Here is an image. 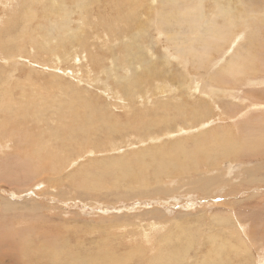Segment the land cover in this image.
Wrapping results in <instances>:
<instances>
[{
	"label": "rangeland",
	"instance_id": "obj_1",
	"mask_svg": "<svg viewBox=\"0 0 264 264\" xmlns=\"http://www.w3.org/2000/svg\"><path fill=\"white\" fill-rule=\"evenodd\" d=\"M0 1L2 2V0ZM37 1H34V3ZM62 1L63 6H65V11H67V7L74 10V25L76 24L79 28L75 18V16L78 18L81 13L78 8V2L75 1L67 5L66 0ZM89 1L91 0L82 1V6ZM251 1L252 0H201V3L198 4L195 0H182L179 3L184 7L183 12L175 10L173 12L174 14L170 11L168 13L165 3H161L159 0L152 1L151 3H143L140 5V9H138V12L141 14V19L150 20L155 26L157 25V27H160L158 24L160 18L162 16L163 18L168 17L167 21L175 27L174 29L173 27L170 29H180L179 44H172V41L167 42L168 35L166 28H160L159 33L156 29H151V31H149L150 33L148 32L149 38H144L142 40V47L139 51L134 48L132 50L123 49L122 51L119 42L114 43V47H112V43H106L105 40L103 47L99 49L95 47L88 48L79 46L76 52H74L72 46H65V48H60V50L57 48L56 50L60 51L62 54H67L69 58L59 62L57 56H52L51 61L58 59L55 61L58 62L54 66V68L56 67L55 69L50 68L48 62H44L46 57H40L39 61L41 62H35L34 64L36 65L30 66L28 63H24V60L17 63L25 65L28 69L36 70V76L27 72L21 79L10 81L11 84H18V82L22 81L25 89L17 85L14 88L15 92L13 89L12 91H5L3 93V100H7L4 104L6 109L0 112V205L1 203H3V205L5 203L4 206L1 205L0 207V264H30L29 259H26L25 262L21 258L18 259V254H16L17 256H11L16 252V250L10 248V240L13 241L14 237V242L16 243L26 242L27 245L28 243L31 245V256L34 257V255L37 254L33 264H48L50 261L49 259L54 260V258L48 257L51 256L52 252L46 256L53 247L56 248L57 254L62 259H67L70 255H82V252L89 257L94 254V257H92L94 259L91 264L100 263L101 260L97 259V256L101 253L100 251L105 249L116 251L114 253L118 254V257H120L117 258L124 261L126 264H165L164 262H168L170 259V264L204 263L205 261L203 262L201 259H205L207 263L212 259L213 261L211 260V264H220L221 262H223V264H264V148L261 149L258 146H254L245 151L246 147L244 143H249L246 136L244 134L242 135V133L237 136L238 138L231 136L233 135V127L238 130L240 127L250 126L255 132H259L261 126H254L255 122L258 123L255 120L256 115L260 116L264 113L263 107H256V105L253 104L256 103L264 106V96L261 97L259 90H257L258 87L264 86V83L261 82V80L264 79V67L262 71L259 69V72H253L255 69L250 71L247 70L248 57L256 56L255 60L258 59L259 62L257 60L255 64L260 66L261 60L258 57H263L262 55H264V0H258V3H256L257 0ZM38 4L39 2L35 3V5ZM98 4L97 2L93 7H96ZM218 4L219 6L217 7ZM16 7L17 6L14 5V8ZM20 7L22 6L20 5ZM82 8L84 14H87L86 7L83 6ZM212 8H216L217 10ZM5 10L6 9H0V12L5 14ZM14 11L13 9V12ZM155 12L157 13L156 15ZM229 12L234 17L231 18L232 21L229 19L231 16ZM235 13L238 16L235 15ZM214 14L215 16L218 14L217 18ZM65 15H67L66 12L61 17H58V22L65 20L67 17H65ZM174 16L179 19L180 22H176ZM2 17H4V15ZM96 18L97 16H94L91 21ZM209 18H211L210 21L216 18L211 21L212 23L215 21V25L216 22L220 23L226 21L230 24L233 22L232 24H234V27H232V24H229L230 27L226 28L225 32L224 29L219 30L220 27H218L217 32L213 34L223 31L222 33L219 32L221 34H210L208 29L215 27V25L209 23ZM184 19L188 21H184ZM196 19L198 20L196 21ZM17 20V17H13V20L10 22H8V20H3V23L4 26L11 23L12 29L14 28L13 30H19L20 28L17 26L15 27V25H17L15 24ZM35 22L36 21L33 20L27 30H34L33 23ZM206 24H210V26ZM57 25L58 24H56V26ZM200 25H202L203 28L201 27V29H199ZM196 27H198L200 31L196 29ZM230 29L232 33L229 32ZM241 29H245L248 32L245 30L241 31ZM96 30L97 29H94V31ZM243 31L245 34L247 32L248 36L247 34L244 35L242 33ZM76 32V34L81 35L80 32ZM233 32L236 33V36ZM204 34L206 36H203ZM222 34L224 35L222 36ZM207 35L210 36L209 38L216 37L217 39V41L216 39L213 41L212 38V41L209 40L213 42L210 48L205 47V41L199 40V37H206L205 39H207ZM243 35L244 37H241ZM249 35L251 38H253L254 35V39H256L253 40L249 38ZM134 36L135 34L123 39L127 42L133 39ZM1 37L0 35V38ZM220 37H222V39ZM243 38H245V41H242ZM250 43L255 44L250 45ZM0 48H2V45H0ZM24 48L29 49L27 43H24ZM90 51L97 55L95 58L96 66L89 64ZM255 52L257 55L255 54L254 56ZM60 55L61 54H59V56ZM75 55L77 56L75 57ZM232 56L237 61H241L240 63L243 62L242 64L246 66L244 74L237 78L239 82L223 81L229 85H222L217 82V80H213L212 84L210 80L212 77L211 75L217 72L219 66L229 61ZM202 58L204 59L202 60ZM151 63H154L153 68L155 70L161 69L164 72V75L162 73L160 76H157L161 81L157 77H151L143 79L144 82L142 81L141 83L138 82L132 85L135 80L128 78L132 98L127 97L129 102H125L126 95H123V91L120 87L121 84L108 75L121 78L120 76L134 74L135 71L145 74L148 72V65ZM255 64L252 65L256 67L257 65ZM44 65L47 66L45 67ZM76 68L81 69L76 70ZM7 69H9V71L11 70L10 67H7ZM9 71L6 70L7 74L4 73V76L7 77ZM84 71L91 76V79L88 78L86 73L84 74ZM247 72L249 76L245 75ZM33 76L34 78L31 79ZM104 80L105 82H103ZM165 84L168 85L166 86ZM162 86L168 89L165 93L164 91L159 92ZM225 88H227V90ZM232 90H241L239 97L233 98L234 100L230 96L234 92ZM248 91H251L253 95L250 96L247 94L246 92ZM229 93L231 94L229 95ZM12 98L14 100L13 102L11 101ZM213 98L218 100L224 98V100L221 101L224 107H216ZM119 99L122 100L120 101ZM9 100L12 103H10ZM109 102L111 104H109ZM160 103H165L164 107H160ZM166 103L172 104L166 105ZM90 104L93 105L94 108L96 107L95 109L97 110H93ZM111 105L113 106L114 112L110 113L109 110H111ZM16 107L20 108L22 111L20 110L16 113ZM85 109L92 110L96 112V114L94 113L95 115L93 116L89 115L88 118ZM104 109L105 111L102 112ZM224 113H227L229 116L224 117L222 115ZM103 116L108 123L118 128L112 127V130H114L110 133L111 137L108 138L103 134L108 133L105 123L104 125L99 124V120L104 122ZM92 117H95L96 121L95 118L93 119ZM20 119L27 125L23 128H12L15 126L10 123L15 120L19 121ZM91 121L92 124H90ZM227 121H229V123ZM6 122H8L7 126L1 125ZM227 124L230 130H227L226 133L231 134L227 136V138L230 139L231 148L228 146L229 144L226 137H221L224 132L220 126ZM91 125H98L100 129L97 130ZM90 127L92 128L89 130ZM205 129L206 131H204ZM212 129H214L212 134L215 135L213 140L210 136L204 137L203 133ZM190 130L193 131L191 132ZM68 131L70 133H68ZM71 132L75 139L72 137ZM184 133L186 135H183ZM63 137L66 140H64ZM67 138L70 143L67 141ZM195 141L201 142L202 146H191L192 142ZM180 142L187 143L189 146L179 149L180 151L174 149L177 148L176 145ZM34 145H36V147H34ZM226 147L229 149L228 153L226 152ZM38 150L41 151L38 152ZM36 151L37 153H32ZM76 151H82V155L80 156L81 153ZM144 152L147 153V155L145 153L146 156H144ZM50 154L53 155L51 156ZM141 155H143L142 158L140 157ZM29 156L30 158H28ZM46 156H48L46 159L49 161H46L47 165L45 164L46 159L44 158L43 160L42 158ZM61 156L64 157L62 160ZM57 157H60V159H57ZM32 158L35 160H32ZM65 158L69 159V161ZM152 158H155L154 161ZM36 159L38 161H44L45 165L42 164L41 161L40 164L43 166L39 165ZM186 159L187 161H184ZM19 160L24 161V163L22 161L20 163ZM50 160L55 162L53 164L54 170L52 171H49L51 167H48L49 164L52 166ZM188 160L191 162H188ZM25 161H27L29 166ZM146 161L148 162L146 163ZM61 162L65 168L62 167L63 165L61 166L62 168L59 167ZM65 162L69 163V166ZM92 162L95 164H92ZM149 162L153 164L152 167ZM12 163L14 164L12 165ZM84 163L87 164L84 165ZM32 164L34 166L36 165L38 169H35ZM56 164L57 166H55ZM180 164H183L182 167ZM10 166L13 168L11 169ZM40 166H42V168H39ZM142 166L149 169H143ZM187 166H189L188 168L190 169L185 168ZM44 167H46L45 171L47 172L43 170ZM66 168L68 171H66ZM76 168L77 171L79 170L77 174L76 171L73 172ZM137 168L140 169L138 170ZM39 169L42 170V172L44 171L42 176V172H39L40 176H37L38 171H40ZM181 169L184 170L182 171ZM82 172L84 173L82 174ZM138 172L140 173L138 174ZM160 172L164 174H160ZM16 173L18 174L17 176L15 175ZM62 173H64V175ZM52 174L54 177L51 176ZM79 174L82 175L80 176ZM141 174H143V176ZM48 175H50V177ZM72 175H75V177ZM33 176L34 180L32 178ZM77 176L81 177L80 181H77L79 180ZM51 177H53L52 180L49 179ZM68 177L70 178L68 179ZM41 178L44 179L41 180ZM57 178H59L58 180L60 182L57 181ZM63 179H66L65 182L67 180L70 181L66 183H72V185H66ZM140 180L144 182V184L141 183ZM27 181L30 183L27 184ZM61 182H64V185ZM124 183L128 186H125ZM79 184L81 186L84 185L86 188L84 186L81 188ZM129 184H131V186ZM30 186H32V190ZM115 186H120L122 189ZM62 188L64 191L61 190ZM83 188L84 190L88 189V192L86 190L84 192ZM74 189H76V191ZM132 189H134V191H132ZM149 190H151V192ZM65 191L68 192V195L66 194L67 192L62 194ZM134 192L136 193L135 195ZM138 192L139 194H137ZM5 201H8V203L6 204ZM14 204L19 209H16ZM22 215L24 216L22 217ZM221 216H224L222 217L223 219ZM176 221L177 223L179 222V226L176 225ZM153 223L160 224L163 228L160 226V228L155 229V232L148 231V228ZM11 225L14 226V228ZM245 225L246 227H244ZM238 229H240V231H238ZM22 230L27 232L23 233ZM231 230H234V232H231ZM21 232L23 234H21ZM182 234L184 235L181 236ZM169 235L170 238L168 237ZM171 235L173 236L172 240ZM175 237L178 238V240ZM29 238H31V241L35 239L33 241L35 243L28 242ZM215 239L217 241L219 240L218 242L216 241V244L221 243L225 249L219 245H216V248L214 245ZM167 242H172L170 243L172 246ZM40 246H42L43 250ZM212 246L214 248H212ZM219 247L220 249L222 248L219 255H217L218 253H213L216 252ZM247 247L250 249L251 253L249 249L247 250ZM4 248L7 249L4 250ZM37 248L40 252L42 251V256H39L41 254ZM45 248H49L50 250ZM163 248H165V250ZM171 248L173 251H170ZM181 248L182 250L184 249L183 252L186 251L187 253L184 252L185 254H183ZM209 248L210 251H212L211 253H209ZM175 249L178 251H176L174 255L173 252H175ZM198 249L199 251H197ZM89 250L94 252L90 254L87 252ZM198 252H200L201 255ZM168 254H171V256ZM177 254H180V256L185 255L183 257L181 256L182 259H179V263L176 262V260L181 257H178ZM188 254L191 258L188 257ZM211 255H216L217 257L215 256L213 259L210 258ZM164 257H167L168 260H164ZM171 257L176 259L173 260ZM196 258L199 260H196ZM43 259L44 261L42 262ZM183 259L184 261L186 260V262H183ZM188 259H190V261ZM207 259L209 261H207ZM13 260L14 262H12ZM118 263L119 261L116 262V264Z\"/></svg>",
	"mask_w": 264,
	"mask_h": 264
},
{
	"label": "bare ground",
	"instance_id": "obj_2",
	"mask_svg": "<svg viewBox=\"0 0 264 264\" xmlns=\"http://www.w3.org/2000/svg\"><path fill=\"white\" fill-rule=\"evenodd\" d=\"M34 1H37V0H2V2L0 1V9H6L5 10V14H3V13H1L0 12V26H1V28H0V35L2 36L1 38H0V45H2V48H0V55H2V56H0V112L2 111V110H5L6 108L4 107V104L6 103V100H3V93L5 92V91H12L17 85H18V87H24V84L22 83V81H20V82H18V84L17 83H15V84H11V82L10 81H14V79H16V80H18V79H21L22 77H24L26 74H27V72H29V73H31V75H35L36 74V70H34V69H28L27 67H25V65H22V64H17V63H20L22 60H24L23 62L24 63H28L30 66L31 65H36V64H34L35 62H41V61H39V58L40 57H46L45 59H44V62H48V64H49V67L50 68H52V69H55L54 68V66L58 63V62H55L56 60H58L59 59V62H61V61H63V59H65V60H67L69 57L67 56V54H62L60 51H58V50H56L57 48H59V50H60V48H65V46H67V47H69V46H72L73 48V51L74 52H76V50L78 49V47L79 46H85V47H88V48H91V47H95V48H102L103 47V44L105 43V40H106V43L107 42H111L112 43V47H114V43H116V42H119V44H120V46H121V48H122V51H123V49H126V50H128V49H138V51H139V49L142 47V40L144 39V38H146V39H148L149 38V31H151V29H156L157 30V32L159 33V30H160V28H166L167 29V35H168V39H167V42H173L172 44H179L180 43V41H179V34H180V29L179 30H171L170 28L171 27H173L172 26V24L171 23H169L168 21H167V18L166 17H164L163 18V16L160 18V20H159V26L160 27H157V25L155 26L150 20H142L141 19V17H140V13L138 12V9H140V5L141 4H143V3H151L152 1H155V0H91V1H89V2H86V4L85 5H83L84 7H86V12H87V14H84V12H83V6H82V1H87V0H66V2H67V5H69L70 3H73V2H75V1H77L78 2V8H79V10L81 11V13L79 14V16H78V18H77V16H75V18H76V22H78L77 23V25L79 26V28H81V29H79L77 26H76V24L74 25V17H73V13H74V10L73 9H69L68 7L66 8L67 9V11H65V6H63V1L62 0H39V1H37V2H35V3H38L39 2V4L38 5H35V3H34ZM161 3H165V5H166V9L168 10V13H169V11L171 12V13H173L175 10H178V11H180V12H183V9H184V7L181 5V3H179L180 1H182V0H159ZM184 1H186V0H184ZM217 1V0H216ZM253 1V0H252ZM251 1V2H252ZM99 3L96 7H93V5L94 4H96V3ZM195 2L196 3H198V4H200L201 3V0H195ZM213 2V1H212ZM69 3V4H68ZM187 3V2H186ZM195 3V4H196ZM217 3V2H216ZM256 3H258V0L256 1ZM14 5H16L17 7L16 8H14ZM20 5L22 6V7H20ZM219 6V4L217 5V7ZM148 7V6H147ZM226 7V6H225ZM224 7V8H225ZM232 8V7H231ZM13 9L15 10L14 12H13ZM37 9V10H36ZM163 9V8H162ZM212 9H214V8H212ZM216 9V8H215ZM214 9V10H215ZM235 9V8H234ZM144 10V9H143ZM191 10V9H190ZM195 10V9H194ZM214 10H211V11H214ZM217 10V9H216ZM223 10V9H222ZM85 11V10H84ZM149 11H150V8H149ZM166 11V10H165ZM224 11V10H223ZM13 12V13H12ZM23 12H24V14H23ZM66 12V14L67 15H65V20H63V21H61V22H58V20H57V18L58 17H61L64 13ZM85 12V13H86ZM200 12V11H199ZM218 12H219V10H218ZM222 12V11H221ZM225 12H226V10H225ZM179 13V12H178ZM230 13V12H229ZM151 14V13H150ZM157 13L155 12V15H156ZM174 14V13H173ZM219 14H221V13H219ZM231 14V13H230ZM4 15V17H2ZM7 15H8V19H7ZM154 15V16H155ZM217 15L218 14H216V16H215V14H214V16L217 18ZM235 15H237L236 13H235ZM94 16H97V18L95 19V20H93V21H91V19L94 17ZM152 16V15H151ZM209 16H210V14H209ZM232 16V17H231ZM231 16H230V18L228 17V16H226V17H228L229 19H231V18H234L233 17V15L231 14ZM238 16V15H237ZM236 16V17H237ZM13 17L14 18H18V20L15 22V24H17V25H15V27L17 26L18 28H20L19 30H13L12 29V26H11V23L9 24V25H5L6 26V28H5V26H4V23H3V20H8V22H10L11 20H13ZM224 17V16H223ZM235 17V18H236ZM248 17V16H247ZM173 18V17H172ZM174 18H175V16H174ZM174 18H173V20H174ZM202 18V17H201ZM212 18V17H211ZM211 18H209V23H212L211 21L212 20H215L214 18L210 21V19ZM225 18V17H224ZM176 19V22H180L179 21V19H177V18H175ZM221 19H223V18H221ZM229 19H228V21H229ZM33 20L34 21H36L35 23H33L34 24V26H33V29L34 30H27V28H28V26L30 27V24L33 22ZM182 20V19H181ZM198 19H196V21H197ZM237 20V19H236ZM167 21V22H166ZM183 21V20H182ZM184 21H188V20H186V19H184ZM231 21H232V19H231ZM199 22V21H198ZM174 23V22H173ZM208 23V22H207ZM214 23H215V21H214ZM214 23H212L213 25H215ZM233 23V22H232ZM231 23V24H232ZM14 24V23H13ZM36 24V25H35ZM56 24H58L57 26H56ZM201 24V23H200ZM202 24H203V22H202ZM229 24L230 23H227L226 21H223V22H220V23H218V22H216V25H215V27H212V28H210V29H208V32L210 33V34H213V33H216L217 32V30H218V27H220V29L219 30H221V29H224V32H225V29L226 28H228V27H230L229 26ZM230 24V25H231ZM148 25V26H147ZM167 25V26H166ZM170 25V26H169ZM204 25V24H203ZM207 25V24H206ZM233 26L232 27H234V24H232ZM236 25V24H235ZM207 26H210V24L209 25H207ZM14 27V26H13ZM31 27H32V25H31ZM201 27L203 28V26L202 25H200V28L199 29H201ZM231 27V28H232ZM237 27V26H236ZM236 27H235V29H236ZM175 27H173V29H174ZM94 29H97L96 31H94ZM196 29H198V27H196ZM198 29V30H199ZM238 30H240V29H238ZM242 30H245V29H241V31ZM76 31H78V32H80L81 33V35H78V34H76L77 32ZM200 31V30H199ZM226 31H228V30H226ZM241 31H239V32H241ZM245 31H247V30H245ZM149 32V33H148ZM219 32H221V31H219ZM218 32V33H219ZM223 32V31H222ZM221 32V33H222ZM229 32H231L232 33V30L230 29V31ZM248 32V31H247ZM247 32H246V34H247ZM213 34V35H219V34H221V33H219V34ZM234 34H235V36H236V33L235 32H233ZM244 35H246L245 33H244V31L242 32ZM133 34H135V36L133 37V39H131L130 41H127V42H125L124 41V39L123 38H125V37H127V36H132ZM207 34V33H206ZM239 34V33H238ZM41 35V36H40ZM106 35H107V38H106ZM224 34H222V36H223ZM244 35L243 36H241V37H244ZM264 35V34H263ZM195 36V35H194ZM203 36H206L205 34L203 35ZM231 37H233L232 35H230ZM238 36V35H237ZM247 36H248V34H247ZM196 37V36H195ZM207 37L209 38L210 36L209 35H207ZM225 37H227V36H225ZM206 38V37H205ZM205 38H201V37H199V40H203V41H205V47L206 48H210L211 46H212V43L213 42H210L209 40H211V38H207V39H205ZM218 38H219V36H218ZM221 39H222V37H220ZM249 38H251V36L249 35ZM194 39H197V38H194ZM214 39H216V37L214 38H212V40L214 41ZM220 39V40H221ZM232 39V38H231ZM242 39V38H241ZM241 39H240V41H241ZM245 38H243V40L242 41H245L244 40ZM247 39V38H246ZM251 39H253V40H255L254 39V35H253V38H251ZM258 39V38H257ZM129 40V39H128ZM211 40V41H212ZM219 40V39H218ZM224 40V39H223ZM252 40V41H253ZM216 41H217V39H216ZM241 41V42H242ZM248 41H249V39H248ZM219 42H221V41H219ZM225 42V41H224ZM240 42V43H241ZM251 42V41H250ZM254 42V41H253ZM24 43H27V47L29 48V49H27V48H24ZM261 43V42H260ZM253 44H255V43H250V45H253ZM257 44V43H256ZM240 45V44H239ZM238 45V46H239ZM243 45V44H242ZM247 46V45H246ZM240 48H242V47H240ZM68 49V48H67ZM244 49V48H243ZM242 49V50H243ZM251 49V48H250ZM111 50L113 51V49L111 48ZM236 50V49H235ZM237 50H238V47H237ZM249 50V49H248ZM252 50V49H251ZM257 50V49H256ZM263 50V49H262ZM192 51V50H191ZM241 51V50H240ZM130 52H132V51H130ZM252 52V51H251ZM261 52V51H260ZM142 53V52H141ZM59 54H61L60 56H59ZM125 54H126V52H125ZM148 54V53H147ZM234 54V53H233ZM232 54V55H233ZM255 54H256V52L254 53V56H255ZM48 55H51V56H48ZM129 55V54H128ZM127 55V56H128ZM203 55V54H202ZM252 55H253V53H252ZM257 55V54H256ZM52 56H57L58 57V59H56V60H52L51 61V58H52ZM77 55H75V57H76ZM89 56H90V65H95L96 66V64H95V58H96V54H94L92 51H90V53H89ZM240 56H242V55H240ZM263 57H264V55H262ZM131 57V56H130ZM202 57V56H201ZM206 57V56H205ZM244 57V56H243ZM242 57V58H243ZM258 57V56H257ZM263 57H261V56H259L258 58H260V60H261V64H260V66L259 65H257V64H255V61H257V60H255L256 59V56L255 57H248V65H247V70L248 71H250V70H252V69H255L253 72H255V71H257V72H259L258 70L260 69L261 71L263 70V67H264V58ZM132 58V57H131ZM140 58V57H139ZM2 59V60H1ZM123 59V58H122ZM204 58H202V60H203ZM127 60V59H126ZM125 60V61H126ZM182 60V59H181ZM185 60V59H184ZM124 61V60H123ZM134 61V60H133ZM137 61V60H136ZM157 61V60H156ZM243 61H245V60H243ZM42 62H43V60H42ZM241 62V61H240ZM239 61H237L233 56L230 58V60L229 61H227V62H225L224 64H222V65H220L219 66V69H218V71L217 72H215V73H213L211 76L213 77H211L210 78V80L212 81V84H213V80H217V82H219V83H221L222 85H229L228 83H225V82H223V81H227V82H236L237 81V78L239 77V76H241V75H243L244 74V69H245V65L244 64H242V63H240ZM258 62H259V60H258ZM140 63V62H139ZM186 63V62H185ZM202 63H204V62H202ZM252 64H255V65H257L256 67H254V65H252ZM6 65H7V67H10L11 68V70L9 71V69H7V67H6ZM39 65V64H38ZM51 65V66H50ZM251 67H250V66ZM43 66V65H42ZM45 66V65H44ZM47 66V65H46ZM45 66V67H46ZM58 66V65H57ZM121 66H123V65H121ZM194 66H195V64H194ZM154 63H151V64H149L148 65V72L147 73H145V74H141V73H139L138 71H135V73L134 74H130V75H124V76H120L121 78H117V77H115V76H113V75H108L109 77H112L114 80H116V81H118L120 84H121V89H122V91H123V95H126L125 97H126V99H125V102H129L128 100H127V97L128 98H132V93H131V89H130V86H129V81H128V78H132V79H134L135 80V82L134 83H132V85L133 84H136V83H141L142 81L144 82V80L143 79H147V78H153V77H157V76H160L162 73H163V75H164V72L161 70V69H157V70H155L154 68ZM48 68V67H47ZM94 68V67H93ZM77 69H81V68H76V70ZM6 70H8L9 71V74H8V76L6 77V76H4L5 74L4 73H6ZM63 72V71H62ZM256 72V73H257ZM72 73H73V71H72ZM87 74V76H88V78L89 79H91V76L87 73V72H85L84 71V74ZM7 74V73H6ZM201 74V73H200ZM254 74V73H253ZM260 74V73H259ZM245 75H248L249 76V73L247 72V73H245ZM36 76V75H35ZM61 76V75H60ZM86 76V77H87ZM5 77V78H4ZM13 77V78H12ZM7 78V79H6ZM32 78H34V76L33 77H31V79ZM157 78H159V77H157ZM174 78V77H173ZM172 78V79H173ZM215 78V79H214ZM89 79H87V80H89ZM160 79V78H159ZM207 79V78H206ZM205 79V80H206ZM29 81V80H28ZM79 81V80H78ZM154 81V80H153ZM160 81H161V79H160ZM196 81V80H195ZM25 82V81H24ZM94 82H95V80H94ZM103 82H105V80L103 81ZM112 82V81H111ZM132 82V81H131ZM152 82V81H151ZM237 82H239V81H237ZM261 82L262 83H264V79H262L261 80ZM10 83V84H9ZM159 83V82H158ZM26 84V83H25ZM53 84V83H52ZM104 84V83H103ZM111 84V83H110ZM144 85V84H143ZM166 86L168 85V84H165ZM37 86V85H36ZM139 86V85H138ZM192 86V85H191ZM217 86H218V84H217ZM101 87V86H100ZM156 87V86H155ZM56 88V87H55ZM197 88V87H196ZM211 88V87H210ZM23 89H25V87L23 88ZM32 89H34V88H32ZM134 89V88H133ZM155 89V88H154ZM153 89V90H154ZM202 89V88H201ZM200 89V90H201ZM207 89V88H206ZM213 89V88H212ZM226 90H227V88H225ZM247 89V88H246ZM168 89L167 88H165L164 86H162V87H160V89H159V92L160 91H164V93L167 91ZM196 90V89H195ZM222 90V89H221ZM248 90V89H247ZM257 90H259V92H260V96L262 97V96H264V86H261V87H258V89ZM125 91V92H124ZM146 91V90H145ZM203 91V90H202ZM208 91H209V89H208ZM232 91H234V90H232ZM240 91L241 90H237V91H234L232 94L231 93H229V95L232 97V99L233 98H238L239 97V93H240ZM14 92H15V89H14ZM97 92V91H96ZM116 92V91H115ZM222 92V91H221ZM13 93V92H12ZM17 93V92H16ZM140 93V92H139ZM208 93V92H207ZM227 93V92H226ZM225 93V94H226ZM247 94H249L250 96L251 95H253V93H251V91H248V92H246ZM9 94V93H8ZM7 94V95H8ZM156 94H158V93H156ZM209 94V93H208ZM14 95V94H13ZM191 95V94H190ZM218 95V94H217ZM5 96V95H4ZM211 96V95H210ZM229 96V97H230ZM11 97V96H10ZM9 97V98H10ZM212 97V96H211ZM223 97H225V96H223ZM7 98V97H6ZM23 98V97H22ZM219 98H221V97H219ZM11 99V98H10ZM212 99V98H211ZM214 99V98H213ZM228 99V98H227ZM84 100V99H83ZM87 100V99H86ZM98 100V99H97ZM120 101L122 100V99H119ZM222 100H224V98H222V99H220V100H218V99H214V105L216 106V107H220V106H222V107H224V105H223V103L221 102ZM234 100V99H233ZM12 102L14 101L13 100V98H12V100H11ZM10 100H9V102L10 103H12ZM88 101V100H87ZM18 102H19V100H18ZM27 102V101H26ZM85 102V101H84ZM113 102V101H112ZM123 102V101H122ZM225 102V101H224ZM231 102H232V100H231ZM9 103V104H10ZM28 103V102H27ZM7 104H8V102H7ZM29 104V103H28ZM109 104H111L110 102H109ZM108 104V105H109ZM172 103H166V105H171ZM254 105H256V107H258V106H260V107H263L264 108V106L263 105H260V104H256V103H253ZM91 105V104H90ZM103 105H105V104H103ZM164 105H165V103H160V107H164ZM205 105V104H204ZM11 106V105H10ZM14 106V105H13ZM18 106V105H17ZM92 107H93V105H91ZM7 107V106H6ZM102 107V106H101ZM104 107V106H103ZM96 108V107H95ZM94 107H93V110H97V109H95ZM99 108V107H98ZM111 110H109V112L111 113V112H114V109H113V106L111 105ZM9 109H10V107H9ZM84 109V108H83ZM21 109L20 108H18V107H16V113H18L19 111H20ZM86 110V109H85ZM99 110V109H98ZM13 111V110H12ZM22 111V110H21ZM87 111V115H88V118H89V115L90 116H93V115H95L96 114V112H94V111H92V110H86ZM85 111V112H86ZM105 111V109L104 110H102V112H104ZM5 112V111H4ZM95 113V114H94ZM263 113V112H262ZM2 114H4V113H2ZM5 114H6V112H5ZM22 114V113H21ZM145 115V114H144ZM224 117H227V116H229L227 113H224V114H222ZM251 115V114H250ZM8 116V115H7ZM11 117V116H10ZM25 117V116H24ZM104 117V116H103ZM146 117H147V115H146ZM3 118V117H2ZM1 118V119H2ZM5 118V117H4ZM93 119L95 118V117H92ZM246 118V117H245ZM6 119V118H5ZM16 119V118H15ZM22 119V118H21ZM19 120V121H17V120H15V121H12L10 124L11 125H14L15 127H12V128H18V127H21V128H23L24 126H26L27 124L25 123V122H22V120ZM253 119H254V117H253ZM81 120V119H80ZM91 120V119H90ZM89 120V121H90ZM258 123H256L255 122V124H257V125H255L254 124V126H261L259 129H260V131L259 132H255V130H253L250 126H245V127H240L238 130H236L235 129V127H233L232 129H233V135H231V134H228V133H226L227 132V130H230V129H228V128H230L229 126H228V124L227 125H221L220 127H221V129L223 130V132H224V134H222L221 135V137H226V140H227V142H228V146L231 148V142H230V139H228L227 138V136H229V135H231V136H233V137H237V136H239L241 133H242V135L244 134L245 136H246V138L249 140V143H244V145H245V147L247 148H245V151H247L248 149H250V148H252V147H254V146H258L259 148H264V113H263V115H260V116H257L256 115V119H255ZM65 121V120H64ZM92 121H94V120H92ZM92 121H91V123L90 124H92ZM95 121H96V118H95ZM220 121V120H219ZM231 121V120H230ZM68 122V121H67ZM71 122V121H70ZM77 122V121H76ZM79 122V121H78ZM226 122V121H225ZM228 123H229V121H227ZM233 122V121H232ZM236 122V121H235ZM64 123V122H63ZM72 123V122H71ZM73 123L75 124V122L73 121ZM98 123V122H97ZM96 123V124H97ZM104 123H105V125H106V128H107V131H108V133H103L107 138L108 137H111V132H113V130H112V127H113V124H110V123H108V121L105 119V117H104V122L102 121V120H99V124L100 125H104ZM149 123V122H148ZM253 123V122H252ZM77 124V123H76ZM226 124V123H225ZM249 124V123H248ZM2 126H7L8 125V122H6V123H2L1 124ZM50 125V124H49ZM69 125V124H68ZM115 125V124H114ZM144 125H146V124H144ZM148 125V124H147ZM52 126V125H51ZM93 128H96L97 130H99L100 128L98 127V125H91ZM236 126V125H235ZM253 126V127H254ZM92 127H90L89 128V130L92 128ZM115 128H116V126H114ZM113 127V128H114ZM148 127H149V125H148ZM202 127V126H201ZM200 127V128H201ZM82 129V128H81ZM86 129V128H85ZM116 129H118V128H116ZM183 130V129H182ZM191 131V130H190ZM193 131V130H192ZM191 131V132H192ZM204 131H206V129L204 130ZM212 131H214V129H212V130H210V131H207V132H204L203 133V135H204V137H206V136H210V138H212V140H213V138L215 137V135L214 134H212ZM61 132V131H60ZM59 132V133H60ZM76 132V131H75ZM182 132V131H181ZM43 133V132H42ZM63 133V132H62ZM61 133V134H62ZM68 133H70L69 131H68ZM57 134V133H56ZM65 134V133H64ZM71 134H72V132H71ZM180 134V133H179ZM190 134V133H189ZM188 134V135H189ZM228 134V135H227ZM6 135V134H5ZM8 135V134H7ZM31 135V134H30ZM38 135V134H37ZM65 135H67V134H65ZM69 135V134H68ZM77 135V134H76ZM82 135V134H81ZM182 135V134H181ZM183 135H186L185 133L183 134ZM218 135H220V134H218ZM62 136V135H61ZM87 136V135H86ZM33 137V136H32ZM69 137V136H68ZM72 137H73V134H72ZM76 137H78V136H76ZM62 138V137H61ZM64 138V137H63ZM74 138V137H73ZM238 138V137H237ZM30 139V138H29ZM37 139V138H36ZM68 139V138H67ZM75 139V138H74ZM198 139V138H197ZM43 140V139H42ZM64 140H66L65 138H64ZM199 140V139H198ZM203 140V139H202ZM239 140H240V138H239ZM238 140V141H239ZM3 141V140H2ZM23 141V140H22ZM21 141V142H22ZM68 142H69V139L67 140ZM84 141V140H83ZM181 141V140H180ZM201 141V140H200ZM45 142V141H44ZM85 142V141H84ZM188 142V141H187ZM43 143V142H42ZM46 143V142H45ZM44 143V144H45ZM70 143V142H69ZM87 143V142H86ZM43 144V145H44ZM38 145V144H37ZM48 145V144H47ZM47 145H45V146H47ZM69 145V144H68ZM64 146H65V143H64ZM177 148H174V149H176V150H179V149H182V148H185V147H187V146H189V145H187V143H177ZM191 146H202V143L201 142H199V141H195V142H192V145ZM34 147H36V145H34ZM40 147V146H39ZM59 147H60V145H59ZM157 147V146H156ZM47 148V147H46ZM63 148V147H62ZM65 148V147H64ZM227 148V147H226ZM75 149H76V147H75ZM82 149V148H81ZM86 149H87V146H86ZM145 149V148H144ZM171 149V148H170ZM173 149V150H174ZM195 149V148H194ZM77 150V149H76ZM149 150V149H148ZM155 150H157V149H155ZM39 151H41V150H38V152ZM64 151V150H63ZM80 151V150H79ZM86 151V150H85ZM87 151H89V150H87ZM145 151H146V149H145ZM150 151V150H149ZM180 151V150H179ZM195 151V150H194ZM5 152H6V150H5ZM43 152V151H42ZM53 152H55V151H53ZM59 152V151H58ZM76 152H78V151H76ZM82 152V151H81ZM81 152H78V153H81ZM171 152V151H170ZM184 152H186V151H184ZM188 152H190V151H188ZM222 152H223V150H222ZM227 153L229 152V149L227 148V151H226ZM32 153H37V151L36 152H32ZM44 153H45V151H44ZM57 153V152H56ZM67 153V152H66ZM65 153V154H66ZM87 153V152H86ZM145 153L146 152H144V156H146L147 155V153H146V155H145ZM148 153H150V152H148ZM33 154V155H34ZM40 154H41V152H40ZM39 154V155H40ZM46 154V153H45ZM88 154V153H87ZM90 154V153H89ZM38 155V156H39ZM42 155V154H41ZM51 156L53 155V154H50ZM56 155V154H55ZM64 155V154H63ZM82 155V153L80 154V156ZM150 155V154H149ZM152 155H153V153H152ZM172 155V154H171ZM194 155V154H193ZM193 155H191V156H193ZM45 156V155H44ZM65 156V155H64ZM89 156V155H88ZM142 156L143 155H141L140 157L142 158ZM33 157H35V156H33ZM37 157V156H36ZM56 157V156H55ZM62 157V156H61ZM19 158V157H18ZM28 158H30V156L28 157ZM38 158H40V157H38ZM37 158V159H38ZM43 158V160H44V158L46 159V158H48V156H46V157H42ZM50 158V157H49ZM54 158V157H53ZM64 157H62L61 158V160L63 159ZM88 158V157H87ZM147 158V157H146ZM186 158V157H185ZM189 158H190V156H189ZM34 158H32V160H33ZM36 159V160H37ZM51 159V158H50ZM57 159H60V157H57ZM65 159H67V158H65ZM75 159V158H74ZM92 159V158H91ZM144 159H145V157H144ZM144 159H142V160H144ZM149 159V158H148ZM151 159V158H150ZM153 159V158H152ZM155 159V158H154ZM154 159H153V161H154ZM181 159V158H180ZM183 159H184V156H183ZM187 159H188V157H187ZM187 159L186 160H184V161H187ZM192 159V158H191ZM190 159V160H191ZM35 160V159H34ZM40 160V159H39ZM68 161H69V159H67ZM94 160V159H93ZM139 160H141V159H139ZM146 160V159H145ZM176 160V159H175ZM18 161V160H17ZM20 161V160H19ZM22 161V160H21ZM21 161H20V163H21ZM38 161V160H37ZM41 161V160H40ZM40 161H38V163H39V165H42V164H44V161H41L42 162V164H40ZM46 161H47V159L45 160V164H46ZM51 161V160H50ZM68 161H66V162H68ZM78 161V160H77ZM90 161V160H89ZM113 161V160H112ZM135 161H137V160H135ZM177 161V160H176ZM182 161V160H181ZM23 163H24V161H22ZM26 162V164H27V161H25ZM47 162H49V161H47ZM65 162V163H66ZM79 162V161H78ZM139 162V161H138ZM148 161H146V163H147ZM179 162V161H178ZM178 162H177V164H178ZM188 162H191V161H189L188 160ZM17 163V162H16ZM22 163V164H23ZM38 163H36V164H38ZM51 163H52V166H53V164L55 163L53 160L51 161ZM57 163V162H56ZM64 163V164H65ZM118 163V162H117ZM140 163V162H139ZM150 163V162H149ZM14 163H12V165H13ZM21 164V165H22ZM26 164H24V165H26ZM44 164V165H45ZM61 165L59 166L60 168H62V167H64V165L62 164V162L60 163ZM68 166H69V163H66ZM77 164V163H76ZM87 163H84V165H86ZM89 164V163H88ZM91 164V163H90ZM92 164H95L94 162H92ZM133 164H135V163H133ZM142 164V163H141ZM151 164V167H152V163H150ZM155 164V163H154ZM184 164V163H183ZM182 164V165H183ZM10 165V164H9ZM16 165V164H15ZM14 165V166H15ZM28 165V164H27ZM26 165V166H27ZM33 165V164H32ZM47 165V164H46ZM59 165V164H58ZM63 165V166H62ZM97 165H98V163H97ZM135 165H138V164H135ZM181 165V164H180ZM182 165H181V167H182ZM185 165V164H184ZM23 166V165H22ZM26 166H25V168H26ZM29 166V165H28ZM34 166V165H33ZM43 166V165H42ZM42 166H40L39 168H42ZM52 166H50V164H49V168L51 167V169L49 170V171H52V170H54V166L52 167ZM55 166H57V164L55 165ZM62 166V167H61ZM66 166V165H65ZM71 166V165H70ZM93 166V165H92ZM96 166V165H95ZM149 166V165H148ZM35 167V169L37 168L36 167V165L34 166ZM47 167V168H48ZM80 167V166H79ZM94 167V166H93ZM145 167V166H144ZM143 166H142V168L143 169H146V168H144ZM147 167V166H146ZM172 167H174V166H172ZM171 167V168H172ZM176 167V166H175ZM189 166H187V167H185V168H188ZM10 168L12 169L13 167H11L10 166ZM28 168V167H27ZM48 168V169H49ZM65 168V167H64ZM140 168H141V166H140ZM139 168V169H140ZM194 168V167H193ZM3 169V168H2ZM16 169H18V168H16ZM38 169V168H37ZM45 169H46V167H44V171H45ZM84 169V168H83ZM87 169V168H86ZM96 169V168H95ZM138 169V168H137ZM138 169V170H139ZM149 169V168H148ZM148 169H146V170H148ZM156 169V168H155ZM170 169V168H169ZM177 169V168H176ZM188 169H190V168H188ZM5 170V169H4ZM25 170V169H24ZM40 170V169H39ZM70 170V169H69ZM80 170H81V168H80ZM85 170V169H84ZM172 170H173V168H172ZM182 170V169H181ZM184 170V169H183ZM182 170V171H183ZM6 171V170H5ZM43 171V172H44ZM60 171V170H59ZM63 171V170H62ZM66 171H68L67 170V168H66ZM74 171H76V174L78 173V171H77V168L75 169V170H73V172ZM167 171V170H166ZM24 172V171H23ZM39 172H42V170H40V171H38V175L37 176H40L39 175ZM43 172L41 173V176H42V174H43ZM45 172H47V171H45ZM54 172H56V171H54ZM145 172V171H144ZM165 172V171H164ZM168 172V171H167ZM172 172V171H171ZM179 172H181V171H179ZM13 173V172H12ZM28 173V172H27ZM53 173V172H52ZM72 173V172H71ZM84 172H82V174H83ZM86 173V172H85ZM140 172H138V174H139ZM182 173V172H181ZM14 174V173H13ZM63 175H64V173H62ZM72 174H74V173H72ZM75 174V175H76ZM82 174H79L80 176L82 175ZM91 174V173H90ZM160 174H164V173H161L160 172ZM16 176L18 175L17 173L15 174ZM23 175V174H22ZM44 175H46V174H44ZM44 175H43V177H44ZM61 175V174H60ZM75 175L73 176V177H75ZM142 176H143V174H141ZM26 176V175H25ZM36 176V177H37ZM49 177H50V175H48ZM47 176V177H48ZM51 176H53L54 177V175L52 174ZM56 176V175H55ZM80 176H77L78 177V179L79 180H77V181H80L81 180V177ZM89 176V175H88ZM135 176H136V174H135ZM145 176V175H144ZM158 176H159V173H158ZM21 177V176H20ZM23 177V176H22ZM35 177V178H36ZM53 177H51V178H49L50 180H52V178ZM76 177V178H77ZM80 177V178H79ZM95 177V176H94ZM133 177H134V175H133ZM172 177V176H171ZM4 178V177H3ZM30 178V177H29ZM33 178V180H34V176L32 177ZM70 177H68V179H69ZM82 178H83V176H82ZM138 178V177H137ZM136 178V179H137ZM146 178V177H145ZM148 178V177H147ZM153 178H155V177H153ZM25 179H27V178H25ZM44 178H41V180H43ZM46 179V178H45ZM59 178H57V181H59L58 180ZM72 179V178H71ZM75 179V178H74ZM73 179V180H74ZM152 179V178H151ZM156 179V178H155ZM23 180V179H22ZM64 180V179H63ZM62 180V181H63ZM66 180V179H65ZM65 180H64V182H65ZM138 180V179H137ZM145 180V179H144ZM143 180V181H144ZM210 180V179H209ZM45 181V180H44ZM76 181V180H75ZM24 182V181H23ZM55 182H56V177H55ZM60 182V181H59ZM63 182V183H64ZM66 182H70V181H66ZM65 182V183H66ZM93 182H95V181H93ZM137 182V181H136ZM140 182H141V180H140ZM147 182V181H146ZM150 182V181H149ZM28 183H30V182H28L27 181V184ZM32 183V182H31ZM46 183V182H45ZM44 183V184H45ZM48 183V182H47ZM52 183V182H51ZM58 183V182H57ZM62 183V182H61ZM62 183V184H63ZM95 183H97V182H95ZM94 183V184H95ZM109 183H111V182H109ZM141 183H143L144 184V182H141ZM172 183V182H171ZM192 183V182H191ZM24 184H25V182H24ZM23 184V185H24ZM62 184H60V185H62ZM68 183H66V185H67ZM77 184V183H76ZM125 184V183H124ZM136 184V183H135ZM134 184V185H135ZM140 184V183H139ZM142 184V185H143ZM31 185V184H30ZM34 185V184H33ZM46 185V184H45ZM56 185V184H55ZM60 185H58L59 187H61ZM64 185V184H63ZM68 185H72V183L71 184H68ZM74 185H75V183H74ZM80 185V184H79ZM78 185V186H79ZM97 185H100V184H97ZM127 184H125V186H126ZM130 186H131V184H129ZM141 185V186H142ZM12 186H13V184H12ZM26 186V185H25ZM35 186V185H34ZM48 186V185H47ZM50 186V185H49ZM57 186V187H58ZM84 186V185H83ZM83 186H81L80 185V187L82 188ZM114 186V185H113ZM128 186V185H127ZM129 186V187H130ZM140 186V187H141ZM144 186V185H143ZM145 186H148V185H145ZM32 186H30V189L32 190V188H31ZM50 187H52V186H50ZM54 187V186H53ZM85 187V186H84ZM90 187V186H89ZM98 187V186H97ZM96 187V188H97ZM115 187H120V186H115ZM149 187H150V185H149ZM202 187V186H201ZM208 187V186H207ZM207 187H205V188H207ZM34 188V187H33ZM86 188V187H85ZM91 188V187H90ZM94 188V187H93ZM95 188V189H96ZM121 188V187H120ZM119 188V189H120ZM203 188H204V186H203ZM214 188V187H213ZM28 189V188H27ZM43 189V188H42ZM42 189H41V191H42ZM58 189V188H57ZM66 189V188H65ZM117 189V188H116ZM122 189V188H121ZM125 189V188H124ZM146 189V188H145ZM201 189V188H200ZM13 190V189H12ZM11 190V191H12ZM59 190H60V188H59ZM61 190H63L64 191V189L62 188ZM75 191H76V189H74ZM83 190H84V188H83ZM87 192H88V189H85ZM85 190H84V192H85ZM105 190V189H104ZM143 190V189H142ZM154 190V189H153ZM196 190H198V189H196ZM203 190H205V189H203ZM10 191V190H9ZM44 191V190H43ZM48 191V190H47ZM130 191V190H129ZM132 191H134V189H132ZM150 192H151V190H149ZM191 191H193V190H191ZM57 192H59V191H57ZM67 191H65V192H63L62 194H64V193H66ZM91 192H93V191H91ZM104 192V191H103ZM206 192V191H205ZM43 193V192H42ZM60 193V192H59ZM125 193H127V192H125ZM158 193V192H157ZM161 193V192H160ZM67 195H68V192L66 193ZM112 194H113V192H112ZM136 193L134 192V195H135ZM137 194H139V192L137 193ZM42 195V194H41ZM76 195V194H75ZM141 195V194H140ZM21 196V195H20ZM88 196V195H87ZM130 196V195H129ZM137 196H139V195H137ZM143 196V195H142ZM85 197V196H84ZM87 199V198H86ZM85 199V200H86ZM130 199V198H129ZM144 199V198H143ZM88 200V199H87ZM27 201V200H26ZM132 201V200H131ZM131 201H129V202H131ZM6 202V204L8 203V201H5ZM30 202V201H29ZM43 202V201H42ZM199 202V201H198ZM12 203V202H11ZM15 203V202H14ZM193 203V202H192ZM16 204V203H15ZM14 204V207L16 208V209H19V208H17L16 207V205ZM184 204V203H183ZM186 204V203H185ZM1 205H3V203H1ZM1 205H0V207H1ZM4 205H5V203H4ZM3 205V206H4ZM89 205V204H88ZM34 206V205H33ZM184 206V205H183ZM187 206H189V205H187ZM36 207H37V205H36ZM38 207H39V204H38ZM37 207V208H38ZM14 208V209H15ZM231 208V207H230ZM1 209V208H0ZM8 209V208H7ZM15 209V210H16ZM36 209V208H35ZM29 210V209H28ZM26 211V210H25ZM190 211V210H189ZM11 212V211H10ZM24 212V211H23ZM230 212V211H229ZM149 213V212H148ZM154 213V212H153ZM166 213V212H165ZM199 213V212H198ZM20 214V213H19ZM19 214H17V215H19ZM181 214V213H180ZM194 214V213H193ZM4 215V214H3ZM21 215V214H20ZM202 215H203V213H202ZM1 216V215H0ZM24 215H22V217H23ZM155 216H156V214H155ZM159 216V215H158ZM164 216H166V215H164ZM181 216V215H180ZM188 216H189V214H188ZM213 216V215H212ZM226 216V215H225ZM11 217H13V216H11ZM16 217V216H15ZM14 217V218H15ZM177 217V216H176ZM202 217V216H201ZM222 217H224V216H221V218ZM8 218V217H7ZM136 218V217H135ZM183 218V217H182ZM10 219H12V218H10ZM137 219V218H136ZM177 219V218H176ZM223 219V218H222ZM139 220V219H138ZM143 220H144V218H143ZM142 220V221H143ZM189 220V219H188ZM218 220V219H217ZM220 220V219H219ZM159 221V220H158ZM221 221V220H220ZM225 221V220H224ZM1 222V221H0ZM13 222V221H12ZM145 222V221H144ZM157 222V221H156ZM181 222H183V221H181ZM180 222V223H181ZM202 222V221H201ZM200 222V223H201ZM217 222V221H216ZM223 222V221H222ZM11 223V222H10ZM152 223V222H151ZM166 223V222H165ZM175 223V222H174ZM173 223V224H174ZM186 223V222H185ZM224 223V222H223ZM1 224V223H0ZM9 224V223H8ZM143 224V223H142ZM149 224H150V222H149ZM148 224V225H149ZM171 224V223H170ZM179 224V222L177 223V221H176V225H178ZM203 224V223H202ZM219 224V223H218ZM240 224H242V223H240ZM98 225V224H97ZM176 225H175V227H176ZM2 226V225H1ZM5 226H7V225H5ZM12 226V225H11ZM94 226V225H93ZM160 224H157V223H153V224H151L150 225V227L148 228V231H153V232H155L156 230L155 229H157V228H160ZM179 226V225H178ZM202 226V225H201ZM243 226V225H242ZM13 228H14V226H12ZM120 227V226H119ZM226 227V226H225ZM237 227V226H236ZM244 227H246V225L244 226ZM6 228V227H5ZM23 228V227H22ZM118 228V227H117ZM145 228V227H144ZM161 228H163V226H161ZM240 228V227H239ZM4 229V228H3ZM6 229H8V228H6ZM114 229H116V228H114ZM121 229V228H120ZM173 229V228H172ZM176 229V228H175ZM179 229V228H178ZM199 229V228H198ZM227 229V228H226ZM225 229V230H226ZM231 229V228H230ZM235 229V228H234ZM17 230V229H16ZM182 230V229H181ZM183 230H184V227H183ZM190 230V229H189ZM188 230V231H189ZM225 230H224V232H225ZM3 231V230H2ZM1 231V232H2ZM5 231V230H4ZM23 231V230H22ZM180 231V230H179ZM178 231V232H179ZM185 231H186V229H185ZM237 231V230H236ZM238 231H240V229H238ZM8 232V231H7ZM7 232H6V234H7ZM25 232H27V231H25ZM24 231H23V233H25ZM153 232H152V234H153ZM169 232H171V231H169ZM173 232H175V231H173ZM172 232V233H173ZM231 232H234V230L232 231L231 230ZM230 232V233H231ZM246 232V231H245ZM244 232V233H245ZM5 233V232H4ZM17 233V232H16ZM22 232H21V234H23ZM31 233V232H30ZM167 233V232H166ZM171 233V234H172ZM179 233H181V232H179ZM182 233H184V232H182ZM213 233V232H212ZM229 233V232H228ZM241 233V232H240ZM184 234H186V233H184ZM184 234H182L181 236H183ZM189 234V233H188ZM1 235V234H0ZM5 235V234H4ZM16 235V234H15ZM30 235V234H29ZM177 235V234H176ZM200 235V234H199ZM17 236V235H16ZM32 236V235H31ZM187 236V235H186ZM210 236H211V234H210ZM216 236V235H215ZM169 238H170V235L168 236ZM172 235H171V240H172ZM54 238H56V237H54ZM137 238V237H136ZM166 238V237H165ZM176 238V237H175ZM196 238V237H195ZM212 238V237H211ZM217 238H218V236H217ZM221 238V237H220ZM228 238H232V237H228ZM4 239V238H3ZM14 239H15V237H14ZM13 239V241L12 240H10V242H11V244H10V248H12V249H14V250H16V252L15 253H13L11 256H13V255H15V256H17L16 254H18V259L19 258H21L22 260H24V262L26 261V259H29V261H30V264H33V261H34V259H35V257L37 256V254L36 255H34V257L33 256H31V254H30V246L31 245H29V243H28V245L26 244V242L25 243H23V242H20V243H16V242H14L15 240ZM48 239V238H47ZM167 239V238H166ZM177 240H178V238H176ZM175 239V241L177 242V240ZM189 239V238H188ZM187 239V240H188ZM198 239V238H197ZM213 239V238H212ZM219 239V238H218ZM224 239V238H223ZM25 240V239H24ZM35 240V239H34ZM33 240V241H34ZM36 240H37V238H36ZM62 240V239H61ZM181 240V239H180ZM179 240V241H180ZM194 240V239H193ZM222 240V239H221ZM225 240V239H224ZM224 240H222V241H224ZM232 240V239H231ZM7 241V240H6ZM9 241V240H8ZM33 241H31V238H29L28 239V242H33ZM58 241V240H57ZM56 241V242H57ZM63 241V240H62ZM111 241V240H110ZM163 241V240H162ZM173 241H174V239H173ZM185 241H186V239H185ZM214 241V240H213ZM212 241V242H213ZM216 239H215V247H216V245H219V246H222V244L220 245L219 243L218 244H216ZM219 241V240H218ZM217 241V242H218ZM109 242V241H108ZM164 242V241H163ZM169 242V241H168ZM167 242V243H168ZM181 242V241H180ZM183 242H184V240H183ZM188 242V241H187ZM221 242V241H220ZM230 242V241H229ZM33 243H35V242H33ZM170 243H172V242H170ZM170 243H168L169 245H170ZM173 243H175V242H173ZM200 243V242H199ZM223 243V242H222ZM231 243V242H230ZM32 244V243H31ZM46 244V243H45ZM49 244H51V243H49ZM111 244V243H110ZM130 244V243H129ZM176 244V243H175ZM180 244V243H179ZM179 244H177V245H179ZM196 244V243H195ZM201 244V243H200ZM43 245V244H42ZM47 245V244H46ZM163 245V244H162ZM181 245V244H180ZM204 245V244H203ZM202 245V246H203ZM7 246V245H6ZM131 246V245H130ZM166 246H167V244H166ZM170 246H172V244L170 245ZM175 246V245H174ZM183 246H185V245H183ZM197 246V245H196ZM37 247V246H36ZM41 247V249H42V246H40ZM45 247H47V246H45ZM89 247V246H88ZM91 247H93V246H91ZM132 247V246H131ZM137 247V246H136ZM169 247V246H168ZM189 247V246H188ZM190 247H191V244H190ZM248 247L250 248V246H249V244H248ZM247 247V250L249 249ZM8 248V247H7ZM6 248V249H7ZM9 248V249H10ZM44 248V247H43ZM52 248V247H51ZM103 248V247H102ZM135 248V247H134ZM170 248V247H169ZM177 248V247H176ZM208 248V247H207ZM212 248H214L213 246H212ZM217 248V247H216ZM222 248H223V246H222ZM221 248V249H222ZM5 248H4V250H6ZM17 249H18V252H17ZM38 249V248H37ZM45 249H48V250H50L49 248H45ZM87 249V248H86ZM127 249H129V248H127ZM164 250H165V248H163ZM186 249V248H185ZM220 247L216 250V252H213V253H218L217 255H219V252H220ZM223 249H225V248H223ZM227 249V248H226ZM43 250V249H42ZM62 250V249H61ZM101 250V249H100ZM184 250V249H183ZM183 250H182V248H181V251H182V253L183 254H185V253H187L186 251H184L183 252ZM191 250V249H190ZM229 250V249H228ZM13 251V250H12ZM38 251H39V249H38ZM170 251H173V249L171 248L170 249ZM175 252H173L174 253V255H175V253H176V251H178V250H174ZM197 251H199V249L197 250ZM202 251H203V249H202ZM215 251V250H214ZM225 251V250H224ZM40 252V251H39ZM39 252H37V253H39ZM42 252V251H41ZM40 252V254L41 255H39V256H42L43 255V253H41ZM52 252V253H51ZM77 252V251H76ZM88 253H90V254H92V252H94V251H92V250H89V251H87ZM101 253L97 256V259H100L101 261H100V263L99 264H116V262L117 261H119V263L118 264H126L124 261H122V260H119L118 258H120V257H118V254H116V253H114V252H116V251H109L108 249H105V250H103V251H100ZM131 252V251H130ZM212 251H210V248H209V253H211ZM249 252L251 253V251H250V249H249ZM249 252H247V253H249ZM6 253V252H5ZM34 253V252H33ZM47 253V252H46ZM51 253V256H48V254H50ZM132 253H134V252H132ZM197 253V252H196ZM195 253V254H196ZM199 254H200V252H198ZM202 253V252H201ZM208 253V254H209ZM246 253V254H247ZM249 253V254H250ZM254 253V252H253ZM53 254V255H52ZM84 254V255H83ZM172 254V253H171ZM171 254H168V255H170L171 256ZM206 254V253H205ZM173 255V254H172ZM178 255V257L180 256V254H177ZM201 255V254H200ZM222 255V254H221ZM220 255V256H221ZM46 256H48V257H52V258H54V260H51V259H49L50 261L48 262V264H91V262H92V260L94 259V258H92V257H94V254L93 255H90L91 257H89V256H86L85 255V253H83L82 252V255H70L67 259H62V258H60L59 257V255L57 254V250H56V248H52L50 251H49V253H47V255ZM63 256V255H62ZM182 256V255H181ZM180 256V257H181ZM183 256H185V255H183ZM182 256V257H183ZM198 256V255H197ZM196 256V257H197ZM205 256V255H204ZM216 256V255H215ZM215 256H212L211 255V257L210 258H213L214 259V257ZM226 256V255H225ZM224 256V257H225ZM47 257V258H48ZM118 257V258H117ZM177 257V256H176ZM182 257L181 258H178L177 260H176V262H178L179 261V259H182ZM187 257V256H186ZM188 257H189V254H188ZM200 257V256H199ZM198 257V258H199ZM206 257V256H205ZM217 257V256H216ZM222 257V256H221ZM223 257V258H224ZM66 258V257H65ZM172 258V257H171ZM175 258V257H174ZM189 258H191V257H189ZM198 258H196V260H199ZM223 258H222V261H223ZM17 259V258H16ZM45 259V258H44ZM44 259L42 260V262L44 261ZM124 259V258H123ZM170 259V258H169ZM173 259V258H172ZM176 259V258H175ZM175 259H173V260H175ZM185 259H187V258H185ZM218 259H219V257H218ZM46 260V259H45ZM164 260H168L167 259V257H164ZM171 260V259H170ZM170 260L168 261V262H164L165 264H170L171 262H170ZM189 261H190V259H188ZM195 260V261H196ZM203 262L205 261L206 262V260L204 259H201ZM212 260V259H211ZM210 260V262H212ZM207 261H209L208 259H207ZM217 261V260H216ZM219 261V260H218ZM221 261V260H220ZM230 261V260H229ZM8 262V261H7ZM12 262H14V260L12 261ZM174 262V261H173ZM183 262H186V260L184 261V259H183ZM198 262H201V261H198ZM204 262V263H205ZM210 262H208L209 264H211ZM4 263H6V262H4ZM18 263V262H17ZM135 263V262H134ZM152 263V262H151ZM179 263V262H178ZM204 263H200V264H204ZM207 263V262H206ZM205 263V264H206ZM207 263V264H208ZM214 263V262H213ZM217 263H220V262H217ZM7 264V263H6ZM12 264V263H11ZM29 264V263H28ZM141 264V263H140ZM153 264H163V263H153ZM173 264V263H172ZM185 264V263H184ZM197 264H199V263H197ZM215 264V263H214ZM220 264H223V262H221ZM225 264V263H224Z\"/></svg>",
	"mask_w": 264,
	"mask_h": 264
}]
</instances>
